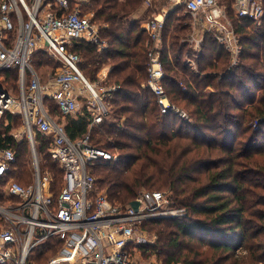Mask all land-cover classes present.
I'll return each instance as SVG.
<instances>
[{
  "label": "trees",
  "instance_id": "trees-1",
  "mask_svg": "<svg viewBox=\"0 0 264 264\" xmlns=\"http://www.w3.org/2000/svg\"><path fill=\"white\" fill-rule=\"evenodd\" d=\"M142 1L82 2V11L93 14L92 20L106 43L102 49L99 44L76 40L75 49L83 55L82 69L95 79L102 68L110 66L106 85L117 88L110 89L106 97L110 116L107 114L90 129V113L82 106L77 114L63 120L66 133L77 139L90 130L94 145L119 149L115 164H100L93 169L100 189L105 188L113 202L127 205L142 188H165L172 192L176 205L186 208L184 217L144 222L153 225L157 233L155 247L159 253L169 247L182 249L180 238L188 236L210 243L215 256L207 263L264 264V16L256 30L252 21L234 16L233 0H222L228 2V14L241 37L238 62L231 66L229 53L208 32L201 49L192 55L183 41L192 30L191 18L178 15L176 10L171 12L164 24L163 82L171 101L189 110V119L183 120L172 113H161L155 94L144 85L150 36L141 23L152 16L155 7L133 19ZM45 54L38 49L32 56ZM189 56L195 68L186 59ZM13 71L18 78L16 69L3 74L10 79ZM46 104L61 121L57 104L52 99H46ZM3 116L0 147L16 152L11 175L28 186L30 175L20 170L22 145L12 133L21 117L10 112ZM34 134L38 152L47 159L43 173L49 169L55 177L49 191L57 194L62 172L50 159L52 136L38 131ZM25 175L28 181L24 182ZM1 191L0 198L8 199ZM243 247L249 262L243 261L244 255L235 256ZM179 261L172 252L165 256L164 263Z\"/></svg>",
  "mask_w": 264,
  "mask_h": 264
},
{
  "label": "built area",
  "instance_id": "built-area-1",
  "mask_svg": "<svg viewBox=\"0 0 264 264\" xmlns=\"http://www.w3.org/2000/svg\"><path fill=\"white\" fill-rule=\"evenodd\" d=\"M84 1L0 0V78L3 71L16 69L19 89L18 94L12 93L0 79V119L5 112L19 115L34 150L35 131L51 135L50 156L62 172V186L53 194L49 191L53 178L48 172L41 173L35 154L34 180L23 185L11 175L16 152L11 147H0V188L9 197L8 204L0 203V215L5 218L0 227V264H21L26 252L25 264L29 253L50 239L62 245L46 264H164L157 260L141 262L134 255L141 246L149 253L155 249L156 238L146 233L143 224L186 215V208L174 203L170 191L141 190L133 199L139 202L137 209L131 202L122 205L110 200L106 190L98 186L93 169L100 164L113 165L117 157L94 145L90 130L77 139L66 133L63 120L77 114L80 101L90 113L89 128L100 124L108 114L106 97L110 89L117 88L99 85L100 79L90 81L82 69L83 56L75 49L76 40L106 47L93 14L82 11ZM143 4L152 7L153 0H143ZM232 8L237 18L252 21L257 30L264 16V0H233ZM175 10L189 15L193 22L203 16L207 20L205 32H212L218 43L234 53L233 64L240 47L222 0L159 1L157 12L143 23L150 36L148 79L144 85L155 94L161 113L188 120L187 112L169 98L163 82L161 41L165 21ZM188 41L197 48L203 37L191 32ZM44 48L59 63L47 77L31 64L34 52ZM46 99L57 104L61 121L49 112Z\"/></svg>",
  "mask_w": 264,
  "mask_h": 264
},
{
  "label": "rangeland",
  "instance_id": "rangeland-1",
  "mask_svg": "<svg viewBox=\"0 0 264 264\" xmlns=\"http://www.w3.org/2000/svg\"><path fill=\"white\" fill-rule=\"evenodd\" d=\"M226 5H227V8H228L229 7L228 6L229 5L228 2H226ZM201 18L202 19H200V17H198L195 20V22H193V20H191L193 22V24L191 26L192 30L189 31V33L192 32L198 38L202 37L201 34H202L204 28L207 26V20L204 17H201ZM208 33L211 34L212 32H208ZM16 34H17V28H15V30L13 31V34H12V39L13 40L15 39ZM199 47L200 46H198L197 48H199ZM47 49L48 48H44L45 51ZM39 50H41V49H39ZM31 59H32L31 63L34 65V67H36V70L41 75H43L44 77H47V75L49 73L54 72L56 70L57 66H58V63H57L56 59L51 57L47 52H46L45 55H36L34 57L32 56ZM104 70L103 71L101 70V71L104 72ZM101 71H99L97 73V78H95V79H93L92 76L89 73H86L85 71H84V73L90 79V81H93V82L97 81L98 82L99 79H100L98 84L101 85V86L102 85L104 86V85L109 83V79L107 78V77H109V75H108V73H106L104 78H100L99 77V73ZM0 79H1V81L3 83V86L6 89H8L9 91H11L14 94H18V92H19V89H18V78H16L15 71L12 72V77L10 79L6 78L5 74H2ZM79 103H80V107H82L83 103L81 101ZM106 104L109 107V104L108 103H106ZM180 106L183 107L182 109L185 112H187V114L190 117L189 110L187 108H185L184 106H182V105H180ZM108 115L110 116V114H108ZM109 116L107 118H110ZM15 125L16 126H13V128H12V133L13 134L17 133L18 136L15 137V138L21 143L22 149L24 148V151L21 149L22 154H21V156L19 158V160H20L19 163H20V166H21L20 170L23 168V172L25 171L26 175H27V173H29L28 174V176L30 175L29 182H31V181L33 182V180H34V174H33L34 164H33V161H34V156L36 154L37 158H38L39 166H40V169H41V173L44 174V173L48 172L50 177L53 178L54 175H53V172L51 170H49V169L45 170L44 173H43L42 165L47 159H45V157H43V155L38 152L35 134L33 135L34 143H35V150H34L32 145H31L29 136L25 132V128H24V126L22 124V121L20 122V124H16L15 123ZM1 126H2V124H1ZM108 140H110V139H108ZM109 150L117 157V160H118V158L120 157L119 156V152H120L119 149L116 148V147H112ZM50 159L53 160L51 157H50ZM96 169L97 168H95V170ZM98 169H100V167ZM98 169L96 170V173L99 176V174L97 172ZM26 175L22 178V181H24V182L28 181V178L26 177ZM54 180H55V177H54ZM51 182H54V181H51ZM50 184L53 185L52 183H50ZM61 186H62V182L60 184L59 190H60ZM98 186H100V184H98ZM51 188L52 187L50 186V190H52ZM54 189H56V188H54ZM103 189H105V188H103ZM144 189H160V190L169 192V190L165 189V188L163 189V188H148L147 187V188H142L141 190H144ZM55 192L56 191L54 190V193ZM2 201H7V198H5L4 196L1 197L0 198V202H2ZM8 201H9V198H8ZM13 201L16 202L17 200L14 199ZM0 220H1L0 225L3 226L5 224V218L2 215H0ZM147 226L145 224H143V229L146 231V233H148V235L150 237H154L155 236L156 241L153 244L154 247H155V244L157 242V235H156L157 233L155 232V230L153 228V225L150 226L148 224ZM180 240H181V243L183 245L182 249L169 247L168 249L162 250V253H159L158 249L155 247L154 251L149 253V252L146 251V249H145L146 247L145 246H141V247H138L136 252H134V255H136L138 260L141 261V262H146L147 260H150V261L151 260L152 261L157 260V261H161V262L164 263L165 262V256L167 254L173 252V253H175L176 256L180 257V261H179L178 264H185V263H189L190 261L197 262V264H200L201 262H204L205 264H211L209 262L207 263L206 260L208 258H214L215 252H214L213 248L211 247V245H210V243L208 241H205V242L203 241L202 242V241L198 240L197 238H189L188 236H181ZM61 245H62V242H58L55 239L44 241L41 245H39L38 247H36L35 249H33L29 253V255L26 258V263L25 264H46L58 252V250H59ZM192 248H194V250L195 249L199 250V252H201V253L200 254H198V253L196 254L195 251L192 250ZM236 254L237 255H235V256L244 255L243 256V261L246 260V261L249 262V257L247 255L248 253H247V250L244 247L243 248H238Z\"/></svg>",
  "mask_w": 264,
  "mask_h": 264
},
{
  "label": "crops",
  "instance_id": "crops-1",
  "mask_svg": "<svg viewBox=\"0 0 264 264\" xmlns=\"http://www.w3.org/2000/svg\"><path fill=\"white\" fill-rule=\"evenodd\" d=\"M159 1H163V0H159ZM159 1H157L155 4H153V6L152 7H155V12L153 13V14H155L156 12H157V4H158V2ZM149 8L150 7H146L144 4H143V1H142V4L139 6V8L132 14V18L133 19H138V18H140V17H142L143 15H145L147 12H148V10H149ZM178 13V15H184L183 13H181L180 11H178L177 12ZM152 14V15H153ZM234 16L236 17V15H235V12H234ZM152 17V16H151ZM150 17V18H151ZM149 18V19H150ZM229 18L232 20V23H233V19L229 16ZM149 19H147L146 21H148ZM191 20H192V18H191ZM146 21H143L142 23H141V26L143 27V23H145ZM193 24V22L191 21V25ZM234 25V24H233ZM144 28V27H143ZM235 31H236V29H235ZM191 33H189L187 36H185L184 38H183V41H185L187 44H188V46L192 49V55H195L196 54V52H198L200 49H201V46L199 47V48H195L194 47V44L192 43V42H189L188 41V39H189V35H190ZM206 34V32H205V30H203V32H202V37H203V40H204V35ZM236 34H237V36H238V39H239V43H240V40H241V37H240V35L238 34V32L236 31ZM211 36H212V34H210ZM213 37V36H212ZM163 41H164V30H163V37H162V41H161V47H162V50H163ZM220 44V43H219ZM228 53H229V55H230V62H231V66H232V64H233V60H234V58H235V55H234V53L233 52H231L230 50H228V49H226L225 48V46H223L222 44H220ZM239 47H240V44H239ZM239 54H240V50H239V53H238V55L236 56V58H237V62H238V58H239ZM186 59L187 60H189L190 61V64L192 65V67L193 68H195L196 67V63H195V61H194V59H193V57L191 56H189V57H186ZM230 66V67H231ZM110 66H105L104 68H102V71L104 70V72L105 73H108L109 72V70H110ZM100 72L99 74H101V73H104V72ZM39 73V72H38ZM40 74V73H39ZM50 74V73H49ZM48 74V75H49ZM47 75V76H48ZM42 77H44L43 75H41ZM56 118V117H55ZM21 121H22V119H21ZM22 124H23V122H22ZM24 126V125H23ZM15 137H17L18 135H17V133H15V134H13ZM6 195V194H5ZM1 204H4V205H6V204H8L9 203V201H8V199H7V201H2V202H0Z\"/></svg>",
  "mask_w": 264,
  "mask_h": 264
},
{
  "label": "water",
  "instance_id": "water-1",
  "mask_svg": "<svg viewBox=\"0 0 264 264\" xmlns=\"http://www.w3.org/2000/svg\"><path fill=\"white\" fill-rule=\"evenodd\" d=\"M131 205H132V207H134L135 209H137L138 206H139V202L137 200H132L131 201Z\"/></svg>",
  "mask_w": 264,
  "mask_h": 264
},
{
  "label": "bare ground",
  "instance_id": "bare-ground-1",
  "mask_svg": "<svg viewBox=\"0 0 264 264\" xmlns=\"http://www.w3.org/2000/svg\"><path fill=\"white\" fill-rule=\"evenodd\" d=\"M25 253H23V256H22V259H21V264H23V262L25 261V255H26Z\"/></svg>",
  "mask_w": 264,
  "mask_h": 264
}]
</instances>
